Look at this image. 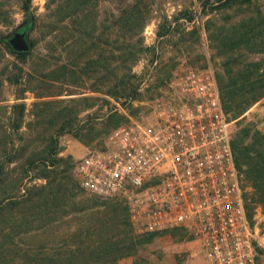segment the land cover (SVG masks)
Here are the masks:
<instances>
[{
	"label": "rangeland",
	"instance_id": "obj_1",
	"mask_svg": "<svg viewBox=\"0 0 264 264\" xmlns=\"http://www.w3.org/2000/svg\"><path fill=\"white\" fill-rule=\"evenodd\" d=\"M64 1H30L29 10L35 16V29L28 33V38H37V42L23 63L0 49V80L6 78L9 72L13 75L19 73L20 77L18 84L4 81L0 90L1 105L15 101L16 94L24 96L19 100L26 102L25 119L35 123L34 113L38 112V108L33 103L42 98L37 96L39 92L47 94L43 98L52 101V119L63 107L66 109L67 106L73 111L72 116L68 117L73 129L60 131L58 138L59 156L66 159L60 162L58 168L62 170L65 165L68 166L60 171V180L67 189L46 194L42 198L44 201L38 204L24 203L8 209L6 214L9 219L0 215V228L9 232L5 238L13 241V249L6 252L5 258L0 257V264H31L30 257L42 246H53L51 249L63 251L66 243L76 237L101 243L100 247L108 242L118 245V249L109 255L101 253L87 264H206L201 243L189 230L182 227L156 233L138 230L129 220L122 200L93 195L81 189L74 163L88 151L101 148L113 128L146 112L148 103L162 93L168 78L188 66L210 68L218 84L222 77L227 81L229 75L243 78L253 74L257 66L264 64V18L257 16L258 8L264 11V0L219 8H212V4L218 3V0H141V4L152 6L144 26L138 31L149 49L143 50L132 64V75L124 76L129 81L128 93L119 97L105 93L110 82L108 75L112 73H107L109 65L103 58L111 55L113 38L125 34L113 27L117 18L120 19V9L127 7L126 2L134 3L137 0L87 2L90 7L81 27L71 23L67 14L74 8H81L84 0H71L72 6L60 9ZM181 8L192 12L191 21L185 18L175 20L176 11ZM26 17L22 0H0V37L11 34ZM65 20L69 23V31H63ZM57 26L61 30L51 32ZM165 27L167 33L157 36L156 31ZM68 32L73 33L69 42L73 41L74 44L64 48L60 42L69 36ZM80 32L83 39L74 36V33ZM133 38L135 40L137 34ZM89 41L97 42L93 56L99 64H94L89 75L82 72L90 69L86 63L75 67L76 72L67 73L61 64H69L75 55H83L82 43ZM116 64L121 65L122 62ZM19 65L34 73L33 76L15 67ZM127 70L120 67L118 75ZM259 71L264 72V67ZM253 77L257 82L251 85L261 88L264 73ZM26 87L28 89L23 91ZM90 88L97 90L91 91ZM71 91L82 93L72 95L68 93ZM70 96H75V99L69 100ZM4 115L5 111L0 107V118ZM228 116L230 118L232 112ZM239 118L240 123L230 118L232 136L238 126L248 124L252 130L244 142L250 145L264 133V95L248 106ZM54 124H61V120L57 117ZM36 172L31 171L33 176ZM69 179L71 184L68 183ZM25 182L31 187L44 184V179L35 177ZM12 189L9 188L10 191ZM22 192L23 189L14 188L12 193L19 195ZM251 214H255L254 220L264 236V203L257 204ZM259 252L264 264V246L259 248ZM39 254L41 258L46 252ZM60 263L83 264V261L77 257L69 260L64 255Z\"/></svg>",
	"mask_w": 264,
	"mask_h": 264
},
{
	"label": "built area",
	"instance_id": "obj_2",
	"mask_svg": "<svg viewBox=\"0 0 264 264\" xmlns=\"http://www.w3.org/2000/svg\"><path fill=\"white\" fill-rule=\"evenodd\" d=\"M231 122L213 70L188 66L146 112L75 161L79 186L122 200L140 231L189 230L206 264H262L264 236L246 206Z\"/></svg>",
	"mask_w": 264,
	"mask_h": 264
},
{
	"label": "trees",
	"instance_id": "obj_3",
	"mask_svg": "<svg viewBox=\"0 0 264 264\" xmlns=\"http://www.w3.org/2000/svg\"><path fill=\"white\" fill-rule=\"evenodd\" d=\"M31 0H22V7L27 11V17L21 28L25 29L27 34L35 29V16L29 10V3ZM92 0H84L81 8H74L73 11H69L67 17L70 18V22H74L75 25L81 27L84 24L83 19L85 18L86 11L90 6L87 2ZM129 1V0H128ZM141 0L133 2H126V8H121L120 19L113 23V27H117L120 31H123L121 36L117 35L113 38L112 45H110L111 55L104 57L105 62H108L107 73H112L109 76L110 82L107 86L105 93L112 96H123L128 93V79H125V75L130 74L131 66L139 58L140 53L146 48L149 49L148 45L143 43L142 37L138 35V31L142 29L145 24V19L152 6L144 5L140 3ZM218 3H214V7L219 8L225 5L250 4L252 0H218ZM73 5L71 0H65L60 9L70 7ZM206 13V11L204 12ZM257 16L264 18V11L261 8L257 9ZM73 17V18H72ZM175 20L179 18H185L188 21L193 19V14L186 8H181L176 11L174 15ZM65 26L63 31L68 30L67 21H64ZM163 26V25H162ZM165 26V25H164ZM195 28V27H193ZM61 30L58 26L51 30ZM167 28L159 29L156 31L157 36H161L167 33ZM196 31V29H195ZM69 36L63 39L64 48L73 46V41L70 38L73 37V33L70 32ZM134 34H137V38H133ZM8 35L0 37V49H4L8 53L14 55L19 59L20 62H24L27 55L31 52V48L36 44L37 38L30 39L31 47L29 50H15L11 47L8 42ZM77 35L80 39H83V34L80 32ZM121 37V38H120ZM77 39V38H76ZM134 40V41H132ZM182 41V40H181ZM84 54L75 55L73 61L69 64H61L66 68L67 73L76 72V68L85 64L90 66V69H84L82 72L86 75L92 73L94 69V64L98 65V59L93 56L95 45L97 42L89 41L88 43L83 42ZM118 54H115V52ZM119 61L122 64H119ZM118 63L119 65H113ZM261 65V66H260ZM254 70L253 74H249L243 78L233 77L229 75V80L225 81V78H221L219 85L221 89V96L223 105L226 112H232L231 119L239 121V118L245 109L250 106L253 102L258 100L264 95V84L261 88H255L251 85L257 82V79L253 76H260L264 72H260L259 69L264 67V64H260ZM57 66V65H56ZM21 72L27 73L33 76L34 73L27 71L24 66H15ZM55 67V66H54ZM120 67H126L128 70L119 74ZM83 68V67H82ZM50 69H53L50 68ZM19 74V73H18ZM18 74H11L6 78H1L0 80V90L7 80L10 83L18 84L20 83V77ZM38 81H42L41 78H37ZM28 81H31L28 79ZM109 81V80H108ZM30 83V82H29ZM41 87V86H40ZM251 87V88H250ZM28 89L27 87L23 91ZM258 89L259 90L258 92ZM91 91H96V88H90ZM21 93V92H19ZM38 97L41 99L33 103L38 112L34 113L36 115V122H28L25 119L26 116V102L24 100H19V98L24 96H15V101L1 105L5 111L3 118H0V215L3 218L9 219L6 214L8 209L18 206L24 203H34L38 204L44 200L42 198L50 192H55L57 190L67 189L66 185L62 180H60V171L66 170L68 166H64L62 170L58 168V165L62 160L66 161L62 156H59L60 146H59V134L60 131L68 129L72 130V122L70 118L72 112L67 106L66 109L63 107L61 110L57 111L56 116L52 119L54 113H52V108L54 107L50 98H43L47 94H41L37 92ZM72 95L81 94L82 91H71L68 92ZM75 96H70L69 100H73ZM68 112V113H67ZM52 113V114H51ZM61 120V124L55 125L54 120L56 118ZM239 121L238 123H240ZM252 128L248 124H243L238 126L234 132L231 140L232 148L234 150L235 160L238 168L244 173V184L250 189L245 192L246 206L247 209H252L257 204L264 203V133L260 137H256L252 144H246L245 138L250 135ZM257 133L259 130H255ZM80 135L79 133L77 134ZM258 136V135H256ZM80 137V136H79ZM31 171H38L33 174ZM246 172V174H245ZM35 177H43L44 184H35L29 187L25 180L35 179ZM71 184V179L68 180ZM78 183V182H77ZM38 185V186H37ZM47 186V189L45 187ZM79 185V183H78ZM13 189L10 191L9 188ZM25 187V188H24ZM14 188L23 189V192L19 195H14L12 192ZM28 190V191H26ZM126 213L127 208L124 206ZM34 214V212L32 213ZM129 218V217H128ZM8 233L3 227L0 228V257L6 256V252L13 249L11 244L12 240H7L5 237ZM152 233V232H151ZM156 233V232H153ZM72 243V244H71ZM109 244L100 247L101 243L95 242L93 240H86V238L80 239L78 237L71 238L69 242L66 243V249L63 251L57 249L47 248V246H42L38 251L34 252L30 257L31 264H61V259L64 255L69 260L77 257L83 261V264H87L93 259H97V255L104 253L110 254L114 250L118 249V245L108 242ZM41 252H46V255L40 258ZM14 257V256H13ZM11 256V258H13Z\"/></svg>",
	"mask_w": 264,
	"mask_h": 264
},
{
	"label": "water",
	"instance_id": "obj_4",
	"mask_svg": "<svg viewBox=\"0 0 264 264\" xmlns=\"http://www.w3.org/2000/svg\"><path fill=\"white\" fill-rule=\"evenodd\" d=\"M8 42L15 50H29L31 47L28 34L25 29L18 27L8 36Z\"/></svg>",
	"mask_w": 264,
	"mask_h": 264
}]
</instances>
